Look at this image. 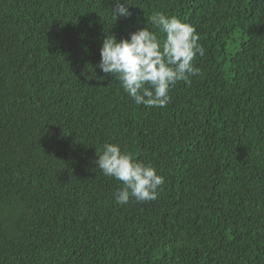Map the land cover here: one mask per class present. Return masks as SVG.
Returning a JSON list of instances; mask_svg holds the SVG:
<instances>
[{"label": "trees", "instance_id": "16d2710c", "mask_svg": "<svg viewBox=\"0 0 264 264\" xmlns=\"http://www.w3.org/2000/svg\"><path fill=\"white\" fill-rule=\"evenodd\" d=\"M130 3L0 0V264H264V0ZM155 11L206 50L164 108L96 67ZM104 143L163 175L156 200L115 203Z\"/></svg>", "mask_w": 264, "mask_h": 264}, {"label": "clouds", "instance_id": "9594fccd", "mask_svg": "<svg viewBox=\"0 0 264 264\" xmlns=\"http://www.w3.org/2000/svg\"><path fill=\"white\" fill-rule=\"evenodd\" d=\"M128 5H133L130 0H114L110 9L114 21L132 16ZM149 19L158 31L145 26L121 39L106 34L96 67L115 76L136 105L164 108L171 100L173 86L180 81L190 84L191 77L200 74L194 60L197 55L203 57L206 50L192 24L163 11H155ZM158 33H163V38ZM96 153L103 175L122 182L114 194L115 203L158 198L164 177L155 167L118 143H104Z\"/></svg>", "mask_w": 264, "mask_h": 264}]
</instances>
